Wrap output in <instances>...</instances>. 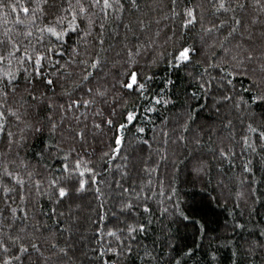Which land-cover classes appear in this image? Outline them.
Masks as SVG:
<instances>
[{
  "label": "snow or ice",
  "instance_id": "6c2138e0",
  "mask_svg": "<svg viewBox=\"0 0 264 264\" xmlns=\"http://www.w3.org/2000/svg\"><path fill=\"white\" fill-rule=\"evenodd\" d=\"M196 58L203 71L189 76L199 81L201 90L209 86L205 77L219 84L227 93L222 100L232 104L239 124L226 117L223 129L231 132L219 144L212 141L205 152L202 136L191 133L189 115L173 136L163 132L165 145L170 141L175 146L171 157L168 147L153 149L151 142L134 136L147 146L149 158L153 153L158 157L144 160L140 167L141 161L134 162L125 151V131L137 118L125 98H147L146 83L152 76L143 74L145 67L166 63L168 70H179ZM237 77L248 81L244 89L248 100L235 93ZM171 83L166 80L165 88ZM169 102L151 98L153 105ZM260 105H264V0H0V264H62L67 252L58 238L71 228L64 226V212L57 214V208L93 189L96 200L105 195L91 159L94 153L87 152L90 139L108 140L98 161L113 176L115 187L108 195L120 199L122 211L142 207L148 214L147 201L156 195L157 185L159 195L175 194L177 177H162L161 165L175 171L178 163L183 164L186 172L200 178L213 162L221 174L225 162L234 168V161L243 160L245 153L264 154V111L259 116L255 112ZM144 111L151 113L153 107ZM38 137H44L43 144L33 152L31 142ZM184 148L189 152L181 160L176 149ZM53 159L61 161L58 169L49 165ZM252 164V159L243 160V173H251ZM128 179L133 181L130 186ZM255 183L253 176L252 196ZM42 198L52 205L50 214L38 209ZM99 219L103 222L104 215ZM126 231L127 239L135 241L145 225L134 220ZM118 232L122 230L97 232L104 245L98 259L110 252L120 264L121 256L133 253ZM105 236L118 243H105ZM141 260L152 264V253L144 251Z\"/></svg>",
  "mask_w": 264,
  "mask_h": 264
},
{
  "label": "trees",
  "instance_id": "16d2710c",
  "mask_svg": "<svg viewBox=\"0 0 264 264\" xmlns=\"http://www.w3.org/2000/svg\"><path fill=\"white\" fill-rule=\"evenodd\" d=\"M7 2V0H6ZM5 11H9L5 9ZM74 39V37H73ZM72 41H69L71 44ZM199 58L193 60L192 65L179 70H168L166 63H161L151 69L145 67L144 75H151L152 79L146 83V99H140L136 95L126 97V107L137 114L135 121L128 126L125 131V151L135 162L144 160H156L158 157L153 153L149 158L147 146L138 143L139 139L151 142L153 149L158 146L163 149L169 148V155L175 146L165 145L164 131L173 136V130L177 129L189 115L193 117L189 121L191 133L202 136L205 142V152L207 145L212 141H219L231 132L226 133L223 129L225 118L233 119L231 113L234 111L231 103L222 100V94H227L224 89L214 80L205 81L208 87L201 90L198 80L192 76H198L203 71V65L197 63ZM212 73V70L209 69ZM172 83L165 88V81ZM23 82V81H21ZM215 86H212V85ZM235 93L239 99L248 100L249 93L244 91L248 87V81L242 77L233 80ZM215 89V91H214ZM232 92V88H228ZM194 94V95H193ZM163 98L170 102L167 105L151 103V98ZM237 99L233 97V101ZM145 107H153L151 113L144 111ZM219 109V112L217 111ZM264 111V105L255 106L257 116ZM116 119L123 122L118 115ZM237 125L239 122H236ZM137 128H143L144 132L137 133ZM188 133L186 135H191ZM111 133H109L110 135ZM212 140L210 141L209 136ZM44 137H38L31 142V150L39 151L42 147ZM108 140L106 136H98L95 140L90 139L87 145V152L94 153L91 159L96 162L97 171L100 173L98 179L100 187L105 195L101 200L95 199V190L86 191L79 197L84 203L70 206L69 201H64L57 208V214L64 212L62 221L65 227H70L71 232H65L59 237L61 247H66L67 256L62 264H116L117 257L110 252L102 257H98L101 244V237L98 231L121 229L118 235L124 237L123 244L133 248V253L128 257H120V264H142L141 257L144 251L152 253V264H264V154L249 156L243 154V160L252 159L251 173H243L242 159L234 161L235 167L225 162L218 174L219 165L207 169V174L197 178L190 170L185 171L183 164H177L174 171L171 167L165 169L160 167V174L163 177L167 174L171 180L173 175L175 194L169 196L159 195V186H156V195L147 203L150 212L145 214L142 207H137L132 211H122L120 199L112 198L109 193L113 184V176L107 171H103L107 165L98 163L102 150H107ZM224 146H228V141L224 140ZM145 149L141 152V149ZM181 153V160L188 155L189 149H176ZM237 157H240V150L236 149ZM211 161L212 157L209 155ZM170 162V161H169ZM53 169L60 167L61 161L53 159L48 162ZM112 172L116 179L119 173L115 166ZM255 177L256 195H250L252 189L249 187L251 178ZM223 179V183L217 181ZM107 181V183H105ZM132 179L126 183L130 186ZM137 186L139 180H136ZM167 184V182H166ZM165 191H171L167 187ZM151 195V193H149ZM239 194V195H238ZM75 198V196H73ZM68 203V204H67ZM66 204V207L64 208ZM102 205V207H101ZM38 209L51 213L52 205L46 198H42ZM66 209V211L64 210ZM104 215V221L99 219ZM43 219V217H41ZM138 221L145 225L143 234L137 232L135 241L127 239V225L133 221ZM52 225V221H47ZM236 224L243 225L236 228ZM105 243H118L114 237L104 238ZM189 250H191L189 252ZM185 253H189L185 255ZM214 258V259H213Z\"/></svg>",
  "mask_w": 264,
  "mask_h": 264
},
{
  "label": "rangeland",
  "instance_id": "374dc122",
  "mask_svg": "<svg viewBox=\"0 0 264 264\" xmlns=\"http://www.w3.org/2000/svg\"><path fill=\"white\" fill-rule=\"evenodd\" d=\"M212 86H215L214 84L212 85ZM214 91H215V89H214ZM234 102V101H233ZM226 109V111H228V113H231L232 114V116H233V118H235L236 119V113H235V110L234 111H231V110H228V106L225 108ZM236 122H239V120H235ZM66 201H69V200H66ZM65 201V202H66ZM84 200H82L80 197H75V198H72V200H71V202H69V204L68 205H70L71 207L72 206H75V205H79L80 203H84L83 202ZM66 207V204H65V206H64V208ZM65 211H66V209H64Z\"/></svg>",
  "mask_w": 264,
  "mask_h": 264
}]
</instances>
